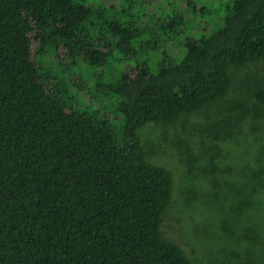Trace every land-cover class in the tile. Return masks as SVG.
<instances>
[{"label":"trees","instance_id":"16d2710c","mask_svg":"<svg viewBox=\"0 0 264 264\" xmlns=\"http://www.w3.org/2000/svg\"><path fill=\"white\" fill-rule=\"evenodd\" d=\"M185 7L0 0V264H195L162 235L173 177L138 130L224 98L232 67L264 65V0H229L193 33L187 13L206 8ZM100 94L116 123L90 110Z\"/></svg>","mask_w":264,"mask_h":264},{"label":"rangeland","instance_id":"374dc122","mask_svg":"<svg viewBox=\"0 0 264 264\" xmlns=\"http://www.w3.org/2000/svg\"><path fill=\"white\" fill-rule=\"evenodd\" d=\"M150 1L160 7L168 0ZM175 1L186 8L187 0ZM228 2L193 0L206 15L187 13L196 25L191 33L222 23ZM230 73L224 98L174 123L138 130L147 160L173 177L162 235L195 264H264V106L251 99L255 88L264 91V65L252 61ZM90 110L117 122L108 96L100 94Z\"/></svg>","mask_w":264,"mask_h":264}]
</instances>
